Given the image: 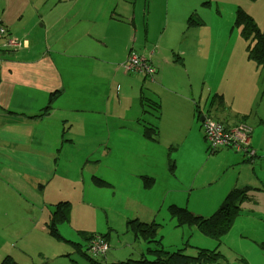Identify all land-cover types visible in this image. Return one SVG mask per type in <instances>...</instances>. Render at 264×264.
Segmentation results:
<instances>
[{"label": "crops", "instance_id": "obj_1", "mask_svg": "<svg viewBox=\"0 0 264 264\" xmlns=\"http://www.w3.org/2000/svg\"><path fill=\"white\" fill-rule=\"evenodd\" d=\"M157 4L159 13L154 15L148 0H140L139 7L136 1L130 5L127 0H112L109 3L106 0H0V21L15 38L22 41L18 52L0 45V124L5 127L0 130V145L7 148L6 156L12 157V153L17 152L21 157L32 158L38 166L27 176L53 174L55 166L49 163L48 157L56 149L52 146L51 153L47 151L50 149L49 142L55 139L50 119L56 113L63 112L64 103L74 104L76 109L85 113L71 120L75 129L70 132L71 137L67 141L70 144L97 145L91 149L92 154L89 156L86 155L85 146H79L80 150L72 153L71 157L81 159L84 169L103 144H110L105 156L111 158L113 176H92L87 182L95 190L112 191L111 198L115 196V191L133 192L130 200L138 198L134 201L135 217L129 220L124 218L125 228V223L130 221L149 222L143 220L142 217L147 213L141 212L138 205L146 194L151 197L153 193L167 187L175 194L174 199L177 201L167 203L168 206L185 207L193 216L208 219L214 213L205 217L210 212L207 208L221 206L230 191L256 184L264 185V148L259 147L258 154L252 145L253 139L264 142V67L251 68L246 52L243 51L245 58L241 71L233 74L228 66L224 71L221 70L227 77L224 81L218 86L214 81L209 82L190 100L192 109L195 104L197 120L190 116L185 120L172 121L169 127L161 124V120H153L148 129L141 119L145 105L136 96L140 94V79L148 81L149 78L136 74L125 65L129 51L146 56L151 65L155 62L159 68L155 76L157 83L153 85L145 82L149 92L162 90L163 95L167 96L164 82L168 72H176L187 82L189 72L201 79L205 76L203 63L196 50H181L176 54L174 46L165 36V30L159 31L162 15L165 14L166 26L171 7L169 0H159ZM116 10L120 13H116ZM77 14L79 19H75ZM47 15L53 19V23H49ZM153 17L154 21L151 20ZM180 55H186L187 58L182 59ZM174 58L180 65L173 62ZM150 80L153 82V77ZM124 95L129 98H124ZM200 95L206 96L204 108L198 105ZM216 97L221 98L222 107L218 102L212 105ZM128 100H131V104L126 102ZM123 111H129L130 114L126 115L128 118L125 120H120L117 115ZM159 113L160 104L156 109V119ZM239 116L242 121H235ZM209 117L226 128L240 123L250 127L249 153L222 148L224 150L220 155L209 157L210 162L200 169L197 164L199 159H193V155L197 150H202L203 145L191 141L192 152H184L182 133L184 127L193 125L201 133V123ZM167 131L179 139L168 144L161 141ZM92 133L95 136L89 138ZM56 139L61 140V136ZM122 143L126 144L125 155L116 156L115 144ZM22 146H25L24 151ZM38 146L46 151L38 150ZM247 163L262 168L253 172L254 166L248 169ZM7 166L4 158L0 157L2 175L7 171ZM28 178L38 184L34 180L39 179ZM41 181L47 194L39 209L36 206L41 213L39 216L23 215L24 220L9 221L11 223H4L3 218H0V226L3 225L0 228V260L10 256L18 264H92L91 261L78 258L87 247L80 236L74 240L68 239L58 230L64 240L59 242L50 233L49 226H45V221L38 218L48 213V191L54 189L48 178ZM19 182L31 189L28 180L22 176L9 178L7 184L0 186V196L7 191L15 196L21 189ZM78 188L89 190L90 186L80 179ZM155 196L157 204L160 198L157 194ZM256 199L263 203L264 194ZM179 200L182 203H178ZM24 201L29 202L27 199ZM111 204L113 207L110 210L112 215H108L109 220L121 213L115 210L112 201ZM93 206L96 204L78 208L73 221L81 220L84 226L85 214L92 212ZM149 213L153 214V209ZM91 218L96 221L92 214ZM11 225L19 226H13L11 231ZM94 227L84 226L88 231L86 233L98 231L104 234L110 246L104 259H94L97 264H122L133 255L140 258L144 252L145 244L133 238L135 249L123 254L128 243L114 235L117 233L115 229L102 226L94 230ZM194 228L199 231L197 227ZM38 229L46 236L43 237L41 232L36 234ZM258 255L262 254L258 252ZM220 264H224V259Z\"/></svg>", "mask_w": 264, "mask_h": 264}, {"label": "rangeland", "instance_id": "obj_2", "mask_svg": "<svg viewBox=\"0 0 264 264\" xmlns=\"http://www.w3.org/2000/svg\"><path fill=\"white\" fill-rule=\"evenodd\" d=\"M111 1L112 0H106L107 3ZM135 1L137 7H139L140 0H127V3L132 5ZM148 1L151 2L152 13L157 15L159 13L157 4L159 0ZM255 1L256 2L250 0H169L171 8L168 12V21L165 26V14L162 15L159 31L162 32L165 30V36L169 38L168 41L174 46L173 51L176 54L180 53L181 50L184 52L196 50L199 55V60L203 63V73L205 76L201 79L191 75V72H189V81L187 82L176 72H168L165 75L166 81L164 82L167 96L163 95L162 90H151L149 92L146 89L145 82H150V84L153 85L157 83L155 81V76L158 73L157 70L159 68L154 62L153 66L155 68V74L153 76V82H151L150 79H148V81L140 79V94L136 96L140 102L145 105L143 110L144 113H141V119L145 125H147L146 127L148 129L150 128V121L153 120H161V124L165 127H169L171 122L174 120H185L190 116L196 119L197 113L195 104L192 109L190 100L196 97V95L200 93L209 82L214 81L218 86L221 81H224L227 77L221 73V70L224 71L228 66L231 68L233 74H237L242 70L243 59L245 58L244 52H246L248 57L247 47L251 48L253 46V42L251 39L244 40L241 37V28H235L234 21L236 12L238 10L243 11L254 20L258 30L264 35V0ZM192 12L195 13L193 18L202 21V26L188 24L187 19ZM116 13L119 14V10H116ZM46 18L49 23H53V19L51 17L47 15ZM75 19H79V14L75 16ZM154 19L155 17L151 20L154 21ZM33 24H35V22H33ZM37 25H39V23H37ZM6 41L7 39L5 35L0 36V42ZM164 56H167V54L164 53ZM180 56L182 59L187 58L186 55ZM173 62L180 65L175 58L173 59ZM248 64L249 66L252 64L253 67L251 66V68L256 67L253 62ZM170 92H172V94H170ZM205 93L206 90L204 89V94ZM127 97V95H124V98ZM205 98V95L199 96L200 103L198 105L201 108H204L206 104ZM187 99H189V102H186ZM126 102L131 104V100ZM159 104L160 113L156 119L155 113ZM63 106V112L56 113L54 117L50 119V123L52 124V135L55 139L49 142L48 145L50 149L47 151L51 153L52 146L56 149L55 152L50 154L48 157L49 163L55 166L53 171L54 173L23 177L28 180V183L31 185V192L33 194L30 196L31 201L39 209L41 203L46 200L47 191H44L45 185L43 182L41 184H35L28 177L39 180L48 178L50 183H53L54 186L53 190L48 191V199H50L49 203L62 198L72 206L71 213L63 211V214L67 215L68 222L64 223L61 227H56V230H59V232L68 239L71 238H69L67 234L75 235L76 233L73 229H79L73 224V217L77 209L96 204V206L92 207V212L85 214L84 226H109L110 229H115L117 233L114 235L119 236V240H125L128 243L126 244L127 247L123 253L126 254L129 249H135L133 247L135 242L133 241L131 231L128 227L125 228L123 224L125 219L129 220L130 218L135 217L136 206L134 205V201L138 198L134 197L130 200V195H132L133 192L129 191H115V196L111 198L113 194L112 191L95 190L93 185L87 182L88 179L92 178V176H113L111 158L110 156H105L108 153L106 148H109L110 144H103L98 152H96V154L88 160L83 169L81 166L82 160L71 157V154L79 151V146H85L87 149L86 155L89 156L92 154L91 149L95 148L97 144H83L78 142L70 144V142L67 141L68 138L71 137L69 135L70 132L75 129V127L72 126L71 120H73L75 116L84 114L85 112L80 109H76L74 104L64 103ZM127 114H130V112H119L117 118L125 120L128 118V116H126ZM235 121H242L241 116L236 118ZM255 122L257 123L256 119ZM148 129L147 131L149 132ZM184 129L185 130H183L182 133V142L185 143L183 145L184 152H192L191 141L195 144L202 143L203 145L202 150H197L193 155V159H199L197 164L200 169L203 165L210 162L209 157H216L224 150L221 149L218 152L213 153L211 145L203 136L202 129H200L201 133L198 132L196 125H193L192 127H184ZM61 131H64V133H61ZM59 135L61 136V140L56 139V137H60ZM92 136H95V134L92 133L89 138H92ZM62 137L64 138L62 139ZM202 138H204V141ZM178 139L179 138H177V136L167 131L161 141H165L168 144L170 142L173 143ZM252 145L256 150L259 147L264 148V142L259 139H253ZM115 146L116 156L125 155V143L115 144ZM37 149L40 151H46V149H42L39 146ZM173 149L174 148L170 151L172 152ZM257 153L259 154L260 152L257 150ZM262 160L264 161V158H262ZM246 166H248V169H251L249 166H254L255 169L253 172L261 170L262 168H259L257 165H253L252 163H247ZM251 175L252 174H250V179ZM80 179H84L86 186H90L89 190L78 188V182ZM250 179L247 181L248 183L250 182ZM18 185L19 188L24 190L25 186H23L22 182H19ZM170 190L171 189L167 187L164 190L153 193L151 197L146 194L144 199L141 200L138 205L141 212L147 213L146 216L142 217L143 220L149 221L147 224L154 221L153 223L158 225L156 238L160 239L161 245L165 251L171 252L180 249L184 250L185 255L194 256L196 254V249L215 250L222 255L224 264H264V202L260 203L258 199H256L259 195L264 194V185L256 184L255 186L248 187L247 191L244 192V195L246 196L245 199L236 201L230 207L224 205L207 208L210 212L207 213L205 217H209L210 213H215L222 207L228 208L229 213L231 214L229 217V229L224 234L216 238H206L199 231H196V228L194 227L177 228V220L171 216L170 212L172 210L176 211L177 209L186 210V208L168 206L167 203L176 201L174 199L175 194L170 192ZM25 193L28 195L27 192ZM156 194L159 195L160 198L157 204ZM31 201L27 203L24 200L16 199L14 194L9 191H7L3 196H0V208L5 211V221L19 222V219L24 220V217H22L23 215H31L28 211L22 212L23 209L29 207ZM111 201L115 204V210L121 212L118 217L115 216V219L113 220H109L110 216H108L112 215V213H110V210L113 207ZM178 203H182V201L179 200ZM152 209L153 214L149 213ZM91 214L96 219L95 222L91 218ZM54 217L55 215L53 218ZM126 224L127 223H125V225ZM1 227L2 225L0 228ZM49 230L53 231L51 225L49 226ZM39 232H41L43 237L46 236L41 229H38L36 234ZM86 232L88 231H86L83 227L81 229V233ZM101 240L108 247L103 254V256H105L110 246H108L109 244L105 238ZM91 242L92 239L85 242L87 243L86 249L89 248ZM12 245L13 244H11V246ZM116 246L117 248H121L119 245ZM84 248L85 247H83V249ZM258 252L262 255H258ZM129 259L137 260L139 257L133 255L132 258Z\"/></svg>", "mask_w": 264, "mask_h": 264}, {"label": "trees", "instance_id": "obj_3", "mask_svg": "<svg viewBox=\"0 0 264 264\" xmlns=\"http://www.w3.org/2000/svg\"><path fill=\"white\" fill-rule=\"evenodd\" d=\"M250 1H255V0H250ZM194 14L195 13H193V15L188 19V24L202 26L203 25L202 21L193 18L195 16ZM234 27L241 28L240 35L244 40L251 39L253 42V46L251 48L247 47L248 50L247 59L250 62L254 61L253 63L256 65L257 68L264 67V35L262 32L258 30L256 24L254 23V20L243 11L238 10L236 12ZM213 101L214 102L212 105H215L218 102L221 107L223 106V102L220 97L214 98ZM241 124L242 123L238 125ZM251 133L252 130L250 132V135ZM250 135H249V139H250ZM222 148H229V147H222ZM216 151H214L213 153H215ZM5 152L7 153L8 150L6 149ZM247 189L248 188L230 191V193L228 194L224 203L221 206L226 205L230 207L236 201H241L242 199H245L246 196L244 195V192H246ZM60 213L58 212L55 215L54 221L60 224L67 223L68 222L67 215L63 214L62 212ZM170 214L172 217L176 218L177 226L197 227L199 232L207 238H216L224 234L229 229L230 226L229 217L231 216V214L229 213V209L226 207L220 208L208 219L195 217L186 210H180V209H177L176 211L172 210ZM56 227L57 226H52L53 231H51L50 233L55 238L59 239L61 238V236L59 235L58 230H56ZM127 227L131 231L133 238L137 242L138 241L143 242L146 247L139 259L137 260L129 259V261L122 264H218V263L220 264L221 261L223 260L222 255L215 250L196 249V254L194 256L185 255L184 250H180V249L171 252L165 251L161 245L160 239L156 238L158 225L153 222L147 224L138 221H130L126 224V228ZM91 237H92L91 234H87L83 236L82 239L83 241L86 242L91 240ZM101 237H102L101 239H104L105 235L103 234L101 235ZM91 263L97 264V262L94 260H91ZM1 264H14V263L5 261L2 262Z\"/></svg>", "mask_w": 264, "mask_h": 264}, {"label": "bare ground", "instance_id": "obj_4", "mask_svg": "<svg viewBox=\"0 0 264 264\" xmlns=\"http://www.w3.org/2000/svg\"><path fill=\"white\" fill-rule=\"evenodd\" d=\"M1 34H5V37L11 41V44L14 45V50L15 52H18L20 51V46L22 44V41H20L18 38H15L14 36L11 35V33L8 31V30H5L4 28H2L0 26V35ZM158 57V56H157ZM159 59V58H157ZM1 61V59H0ZM254 62V61H253ZM143 66L145 67V70L147 72H149L151 70V66L150 64H143ZM5 127L0 124V130L4 129ZM7 131H9V129H6ZM6 147L0 145V157H3L4 158V162L8 164L7 166V171L5 173H3V175L0 173V186L1 185H5L7 184V180L9 178H17L19 176H27L28 174H30V172L34 169V168H37L38 164L30 157L28 156H25L24 155L21 157L19 155V153H12V157H7L6 156ZM23 151L25 150V146H22L21 148ZM212 151H213V148H212ZM36 183L38 184H41L43 181L41 180H34ZM30 187V186H29ZM27 192L28 195H26V193L24 192ZM24 190L20 189L16 195H15V198L16 199H21V200H24V199H27L29 200V202L31 201V197L33 194H32V190L25 187ZM49 203V202H48ZM24 211H28L32 216H39V214H41L39 212V210L37 209V207L32 203L31 201V204L29 205V207L25 208L22 210V212ZM63 211H66L68 213H71L72 212V206L65 200V199H62V198H59L57 201H53V202H50L49 203V207H48V213H45V215L42 217V215L40 217H38L41 221H45V226H57V227H61L63 226V224H60V223H56L54 221V218L53 216L56 215L58 212H63ZM0 218H3L4 220V223H11V222H6L5 221V211L3 209L0 208ZM15 222V221H13ZM74 226L76 228H79V229H73V231L76 233L75 235H70V234H67V236L71 239H76L77 237H83L85 236V233H81V229L84 227L83 226V223L81 222V220H77V221H74L73 222ZM13 226L15 227H18L19 225H11L9 226L10 230L12 231L13 230ZM3 227V225H2ZM99 227H94V230H97ZM87 234H91L92 237L91 239L94 240L95 242L99 241L102 237L100 232L98 231H94L92 233H86ZM58 241H62L64 242V240L61 238L58 239ZM66 243V242H65ZM78 258L81 260V261H91V260H94L95 258H105V256H102L101 254H96L95 252L92 251L91 247H89L88 249L84 250L81 254H80V257L78 256ZM5 261H9V262H12L14 264H18L12 257L10 256H4L1 260H0V263L2 262H5Z\"/></svg>", "mask_w": 264, "mask_h": 264}, {"label": "built area", "instance_id": "obj_5", "mask_svg": "<svg viewBox=\"0 0 264 264\" xmlns=\"http://www.w3.org/2000/svg\"><path fill=\"white\" fill-rule=\"evenodd\" d=\"M0 26L7 30L6 26L1 21ZM2 35L5 34H1L0 36ZM0 45L5 48H14V45L11 44V41H9L8 39L6 42H0ZM144 63H148L144 56L139 57L133 52H130L127 55L125 65L132 71H134L136 74H142L148 77L149 79H152L155 70L150 65L151 70L147 72L145 70V67L143 66ZM201 129L205 140L211 145V150L213 148V152L222 147H229L234 149L236 152L246 154L249 153L248 141L251 132L249 127L241 124L234 128H225L220 123L210 118H205L201 124ZM89 247H91L93 252H95L96 254H101L102 256L104 252L108 249V247L102 242L101 239L97 242L92 240Z\"/></svg>", "mask_w": 264, "mask_h": 264}, {"label": "clouds", "instance_id": "obj_6", "mask_svg": "<svg viewBox=\"0 0 264 264\" xmlns=\"http://www.w3.org/2000/svg\"><path fill=\"white\" fill-rule=\"evenodd\" d=\"M130 52H132V51H129L128 53H127V55L130 53ZM135 54V53H134ZM127 55H126V58H127ZM137 55V54H136ZM137 56H139V55H137ZM139 57H141V56H139ZM145 58H146V56H144ZM149 63V62H148ZM150 64V63H149ZM151 65V64H150ZM152 67H153V65H151ZM154 68V67H153ZM155 70V69H154ZM154 74H155V72H154ZM154 76V75H153ZM213 120V119H212ZM204 121V120H203ZM215 121V120H214ZM217 122V121H216Z\"/></svg>", "mask_w": 264, "mask_h": 264}, {"label": "water", "instance_id": "obj_7", "mask_svg": "<svg viewBox=\"0 0 264 264\" xmlns=\"http://www.w3.org/2000/svg\"><path fill=\"white\" fill-rule=\"evenodd\" d=\"M204 120V119H203Z\"/></svg>", "mask_w": 264, "mask_h": 264}]
</instances>
